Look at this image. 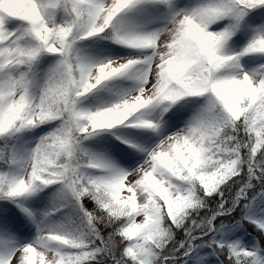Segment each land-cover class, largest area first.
Returning <instances> with one entry per match:
<instances>
[{"label":"snow or ice","instance_id":"obj_1","mask_svg":"<svg viewBox=\"0 0 264 264\" xmlns=\"http://www.w3.org/2000/svg\"><path fill=\"white\" fill-rule=\"evenodd\" d=\"M0 264H264V0H0Z\"/></svg>","mask_w":264,"mask_h":264}]
</instances>
